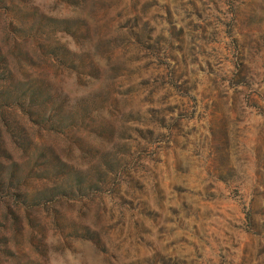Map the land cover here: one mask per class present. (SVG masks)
Here are the masks:
<instances>
[{"label":"rangeland","instance_id":"rangeland-1","mask_svg":"<svg viewBox=\"0 0 264 264\" xmlns=\"http://www.w3.org/2000/svg\"><path fill=\"white\" fill-rule=\"evenodd\" d=\"M0 264H264V0H0Z\"/></svg>","mask_w":264,"mask_h":264}]
</instances>
